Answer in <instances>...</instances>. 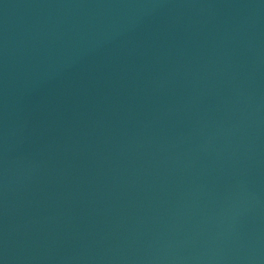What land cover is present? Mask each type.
Listing matches in <instances>:
<instances>
[{"label": "water", "instance_id": "1", "mask_svg": "<svg viewBox=\"0 0 264 264\" xmlns=\"http://www.w3.org/2000/svg\"><path fill=\"white\" fill-rule=\"evenodd\" d=\"M0 264H264V0H0Z\"/></svg>", "mask_w": 264, "mask_h": 264}]
</instances>
